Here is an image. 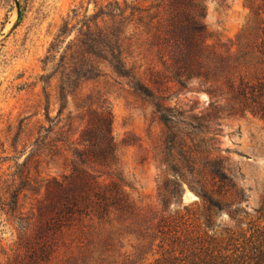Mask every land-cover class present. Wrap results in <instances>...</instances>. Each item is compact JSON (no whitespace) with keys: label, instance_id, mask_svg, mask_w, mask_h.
Wrapping results in <instances>:
<instances>
[{"label":"rangeland","instance_id":"1","mask_svg":"<svg viewBox=\"0 0 264 264\" xmlns=\"http://www.w3.org/2000/svg\"><path fill=\"white\" fill-rule=\"evenodd\" d=\"M190 1L0 0V264L23 253L36 223L30 212L44 202L48 181L74 169L102 174L155 204L159 185L179 178L172 168L221 159L245 193L239 208L254 214L264 192V121L209 109L207 85L173 80V41ZM197 3L207 43L237 58L251 19L245 1ZM115 37L120 65L111 59ZM238 63L246 76L260 69L250 56ZM104 119L110 164L86 150ZM183 186V202L201 206L195 186ZM212 218L230 223L226 210L213 209Z\"/></svg>","mask_w":264,"mask_h":264},{"label":"trees","instance_id":"2","mask_svg":"<svg viewBox=\"0 0 264 264\" xmlns=\"http://www.w3.org/2000/svg\"><path fill=\"white\" fill-rule=\"evenodd\" d=\"M244 1L251 19L239 34L237 58L207 43L203 13L197 0L190 1L192 11L178 22L181 31L173 41V80L181 86L195 78L207 85L209 109L247 111L264 121V0ZM110 40L111 59L120 65V39ZM248 56L260 66L250 76L238 71V60ZM87 141L95 160L112 162L107 120H101L98 138ZM172 171L179 178L159 185L155 204L132 198L97 172L74 169L62 179L52 178L44 202L30 212L36 223L23 253L8 264H126L147 256L146 264H264V192L250 215L239 208L245 193L223 160ZM184 183L195 186L201 206L183 202ZM213 209L226 210L230 223L214 222ZM239 211L242 218H237Z\"/></svg>","mask_w":264,"mask_h":264}]
</instances>
